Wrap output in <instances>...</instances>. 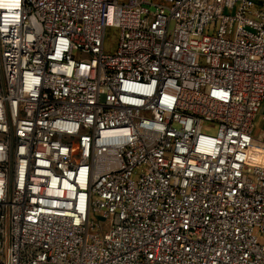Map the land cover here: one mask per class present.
<instances>
[{"label":"built area","instance_id":"2783aa9c","mask_svg":"<svg viewBox=\"0 0 264 264\" xmlns=\"http://www.w3.org/2000/svg\"><path fill=\"white\" fill-rule=\"evenodd\" d=\"M263 101L264 0H0V264H264Z\"/></svg>","mask_w":264,"mask_h":264},{"label":"rangeland","instance_id":"374dc122","mask_svg":"<svg viewBox=\"0 0 264 264\" xmlns=\"http://www.w3.org/2000/svg\"><path fill=\"white\" fill-rule=\"evenodd\" d=\"M119 39V30L116 27L109 28L106 33L105 39V51L107 53H114L115 48L117 47ZM205 132L214 134L216 131L215 128H204Z\"/></svg>","mask_w":264,"mask_h":264},{"label":"crops","instance_id":"0c3cea01","mask_svg":"<svg viewBox=\"0 0 264 264\" xmlns=\"http://www.w3.org/2000/svg\"><path fill=\"white\" fill-rule=\"evenodd\" d=\"M253 136L255 142L264 145V101L261 109L253 121Z\"/></svg>","mask_w":264,"mask_h":264},{"label":"bare ground","instance_id":"6f19581e","mask_svg":"<svg viewBox=\"0 0 264 264\" xmlns=\"http://www.w3.org/2000/svg\"><path fill=\"white\" fill-rule=\"evenodd\" d=\"M255 146L257 148L256 150H259L260 148H264L263 144L256 143ZM254 159L257 160V162L264 164V153H260L259 151H257Z\"/></svg>","mask_w":264,"mask_h":264}]
</instances>
